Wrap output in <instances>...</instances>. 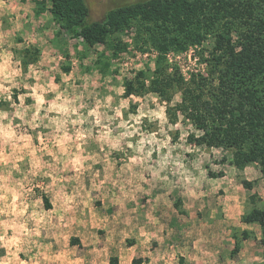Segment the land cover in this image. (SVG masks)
<instances>
[{"label": "rangeland", "instance_id": "374dc122", "mask_svg": "<svg viewBox=\"0 0 264 264\" xmlns=\"http://www.w3.org/2000/svg\"><path fill=\"white\" fill-rule=\"evenodd\" d=\"M35 1L43 2L0 0V45L13 54V65L16 60L20 61V75L15 81L18 87L11 89L10 101L7 99L9 93L0 89V113L8 114V120L0 123L7 125L11 120L16 135L31 136V146L37 149L35 158L29 154L31 148L18 153L24 158L17 164L19 170L12 171L9 181L12 187H17V182L24 185L22 190L17 187L22 192L17 204L44 199L58 205L71 202L70 205L87 209V222H94V228H88V232L92 231L101 240L113 231L118 241H125V248L119 254H106L101 250L90 252L87 248L86 264H121V256L124 257V264H132L134 259H142V264H245V261L248 264H264V225L242 222V217L253 208L264 209L261 198H264V167L260 162L240 171L230 164L233 160L231 150L191 144L188 141L190 135L198 132L181 113L176 121H171L166 114L167 104L157 93L125 96L127 81L133 80L138 72L151 75L156 67L158 52L152 45L146 44L144 28H137L136 25L109 39V43L117 44L121 50L116 57L106 45L89 47L82 39L71 38L65 29L54 23L48 11L35 17L31 14V19L22 23L21 11L15 9H20L23 3L27 13L37 8ZM143 1L148 0H85V3L88 18L93 23L103 21L113 9ZM46 4L47 9L51 8L50 1L47 0ZM237 26H242L241 22ZM232 38L237 39L234 31ZM9 42L13 47H8ZM214 45V38L209 36L187 51L168 52L167 59L185 77L191 73L206 74V59ZM29 46L40 49V54L39 58L30 56V65L25 69L21 64L22 56L13 51ZM30 67L39 75V80L30 75ZM69 75L72 79L65 83L63 77ZM49 81L58 86V93L66 94L69 100L74 101L71 107H75L77 113L63 116L47 112L57 95V92L49 91L44 94L45 103L36 121L40 126L30 127L36 103L31 98V89L37 84L44 87ZM0 83H3V88L11 87L2 80ZM25 83L29 86L27 89ZM120 87L125 89L122 96L114 91ZM22 95L27 97L21 109L27 110L24 111L23 121L14 118ZM108 97H112L111 103ZM123 100L128 101V107L120 108L121 116L116 117L115 109ZM180 103L181 94L176 93L171 105ZM160 108L164 109L166 123L148 115ZM93 110L97 113L95 117L88 115ZM141 111L146 115L137 124L130 117L139 116ZM78 117L84 122L73 124L71 121ZM53 119L66 121L61 131L57 132L56 126L50 125ZM122 123L127 127H120ZM129 131H134V135L126 136ZM105 132L109 133L106 140L101 139ZM65 133L70 138L65 144L67 157L55 147L56 138ZM78 134H83L84 139L77 140ZM152 136L157 143H145L143 150L137 151L139 142ZM165 143L166 146L161 147ZM113 144L116 147H112ZM77 145L81 146L79 152ZM45 146L53 155L39 151ZM260 149L264 151V145ZM149 150L150 157L147 155ZM12 151L11 143L5 144L0 137V152L8 155ZM76 155L81 158L80 171H76L71 163ZM165 157L167 161L162 167L161 161ZM35 161L39 162L37 167H33ZM12 166V161L6 166L0 164V175L12 170ZM210 173L215 177H211ZM221 173L223 176L218 177ZM242 179L253 182L254 189H244ZM250 197L254 199L251 201ZM244 198L246 204L243 203ZM234 202L237 204L234 218L227 221L232 216L227 204L230 203L233 209ZM0 207H3L2 203ZM33 210L39 212L40 209L37 205L33 206ZM239 213H244L241 218ZM2 218L11 220L15 217L0 213V221ZM117 222H125L126 225H118ZM141 231L151 235L154 242L144 249L145 252L132 257L133 253L128 248L136 243L137 237H146L141 235ZM125 234H128L127 238ZM33 237L36 236L33 234L30 241ZM159 238H162V243L158 242ZM64 243L65 240L59 242L60 252L65 250ZM29 246L33 248L30 256L39 251L32 243ZM185 247L188 252L182 255ZM165 251V259H159V254ZM75 252L67 258H77ZM21 258L28 259L23 253ZM53 263L63 264L60 260ZM41 264L47 263L43 260Z\"/></svg>", "mask_w": 264, "mask_h": 264}, {"label": "trees", "instance_id": "16d2710c", "mask_svg": "<svg viewBox=\"0 0 264 264\" xmlns=\"http://www.w3.org/2000/svg\"><path fill=\"white\" fill-rule=\"evenodd\" d=\"M48 1L52 3L48 9L47 0L35 1L38 15L48 11L71 38L82 39L89 47L106 45L116 57L121 50L109 39L136 25L144 28L146 44L158 52L156 67L151 75L138 72L127 81L125 96L157 93L167 104L171 121L181 113L198 132L190 135L191 144L231 150L230 164L240 171L256 162L264 167L260 149L264 145V0H148L113 9L103 21L93 23L85 0ZM240 22L242 26H237ZM209 36L215 45L206 59V74L185 77L169 64L168 52L187 51ZM13 52L22 56L27 69L28 58H39L40 49L29 46ZM176 93L181 94V103L172 106ZM241 184L254 189L249 180L242 179ZM44 202L49 208V200ZM242 222L264 225V209L253 208ZM142 263V259L132 261Z\"/></svg>", "mask_w": 264, "mask_h": 264}, {"label": "clouds", "instance_id": "9594fccd", "mask_svg": "<svg viewBox=\"0 0 264 264\" xmlns=\"http://www.w3.org/2000/svg\"><path fill=\"white\" fill-rule=\"evenodd\" d=\"M8 47L11 48L13 45L9 42ZM19 47V46H17ZM0 80H2L4 83H8L11 87L9 88H3V83H0V89H2L4 92L9 93L7 96V99L11 100V89L17 88L18 84L15 82L16 78L20 75V61L16 60L15 65H13V54L5 49H3L2 45H0ZM29 73L32 75L36 80H39L40 77L35 73V70L31 67L29 68ZM71 75L63 77V80L65 83H67L69 80H71ZM24 87L27 89L29 86L27 83L24 84ZM56 85L52 84L51 81L48 82V84L44 87H41L40 84H37L35 87L31 89V98L35 100V113L32 118V122L30 123V127L36 128L40 125L36 123V121L39 119V113L42 109V106L45 103L44 94L46 92H57ZM116 94L118 96H122L124 94L125 89L123 87H120L118 89H114ZM39 93V94H38ZM26 96H20L19 100L21 102L20 108L17 109L15 113L14 118H19L21 121L24 120V111H21L23 108V102L26 99ZM112 97H108L109 103H111ZM59 102V103H57ZM138 103V99L136 100ZM74 103V101H71L68 99L66 94H61L57 92V95L55 97V100L49 105L47 112H57L59 114H62L63 116H68L69 113L72 115H76L77 109L75 107H71V105ZM153 103H155V99H153ZM107 106V105H106ZM13 107H16L13 105ZM99 107V104L97 105ZM128 107V101L123 100L120 103V107L115 109L116 117L121 116L120 108H127ZM89 116L95 117L97 115L96 111L93 110L89 112ZM146 115L145 112L141 111L139 116L130 117V119L135 120L138 124L140 122L141 117ZM151 117H155L156 119L160 120L162 123H166V119L164 117V109L160 108L159 111L152 112L150 114ZM47 119V116L45 117ZM109 119H112L109 117ZM8 120V114L7 113H0V121ZM73 124L83 123V119L78 117L76 120L71 121ZM66 121L65 120H59V119H53L50 121V125L56 126V131L59 132L64 127ZM96 123H99V120H96ZM19 127V125L17 126ZM120 127L126 128V124H121ZM179 127V125H177ZM109 133L105 132L104 136L101 139H105L108 137ZM126 136H132L134 135V131H129L125 133ZM185 135H187L185 133ZM0 137L3 138L5 144L11 143L12 146V153L8 155H4L3 152H0V164H4L5 166L8 164L9 161L13 162L12 170L6 171L5 175H0V203H2L3 207H0V213H2L5 216H13L15 219L6 220V221H0V228L3 229V234H0V251H2L4 254L0 256V264H41V261L39 257H43L44 261H55V260H62L61 256L56 257H50L44 254V252L37 251L36 255L30 256L29 253L32 252V247L29 246L30 238L33 236V234L37 237L40 236V228L43 227V220L44 215H50V214H37L35 211L31 213V215L28 217L29 220L35 221V228L29 229L27 226V221L20 222V218L25 215V213L28 211V205L24 204L23 201H21V204L18 205L17 201L21 200L22 192L17 190V187L19 189H23L24 185L23 183L17 182V187L9 186V181L12 176V171H18L17 164L20 160H22L24 157L18 155V153L23 152L25 149L31 148L30 155L35 158L36 156V148H32V137L27 135L17 136L15 130L12 127V121L9 120L7 125H4L0 123ZM77 140H83L84 136L83 134L77 135ZM38 139H40L38 137ZM70 138L65 133L63 136L56 138L55 147L59 149V152L62 156L67 157L68 148L65 146L66 142L69 141ZM40 143L43 144V140L40 139ZM145 143H157L155 140V136L150 137L147 141L141 140L139 142V147L137 148V151H142L144 148ZM22 144V146H21ZM165 144H161V147H165ZM80 145H77V152L80 150ZM112 147H116V144H113ZM129 148L132 147L131 144L128 145ZM39 151L47 152L49 155H53L50 149L47 148V146L40 148ZM148 157L151 156V151L149 150L147 153ZM87 159V158H85ZM167 157L164 158L163 161H161V166L163 167L164 163H166ZM59 162V161H58ZM38 161H35L33 164V167L38 166ZM71 163L76 168V171H80V168L82 167L81 164V158L79 155H76L72 160ZM201 176H203V173H201ZM30 191V190H29ZM9 200L11 201L9 203ZM11 229L12 235L8 236V230ZM128 234H125V238H127ZM141 235H146L143 231H141ZM159 243H162V238L158 239ZM121 243H123V240H121ZM32 244H34L37 248L40 246L38 244H35L34 241H32ZM143 246L149 245V239H145L142 242ZM48 247H51L50 245ZM134 251V249H133ZM188 249L185 247L182 251V255L187 254ZM23 253L26 257H28L27 261L20 259V254ZM146 254V253H145ZM167 255V252L165 251L163 254H159V259L164 260L165 256ZM257 259H260L259 257ZM121 264H124V257H120ZM166 264H171V262H166ZM245 264H248L247 261H245Z\"/></svg>", "mask_w": 264, "mask_h": 264}, {"label": "crops", "instance_id": "0c3cea01", "mask_svg": "<svg viewBox=\"0 0 264 264\" xmlns=\"http://www.w3.org/2000/svg\"><path fill=\"white\" fill-rule=\"evenodd\" d=\"M26 9L27 7L23 3L20 9H15L16 11H21L20 18L22 20V23L28 22L29 19H31L30 18L31 14L34 17L38 15V12L36 10L37 8L36 9L32 8V11H28L27 13L24 12L26 11ZM43 13H47V11ZM261 198L264 200L262 196ZM243 203L246 204V199L245 201H243ZM26 204L29 206L28 211L25 213L23 217L20 218V222L27 221V226L29 229L35 228V222H31V220L28 219V217L34 211L33 206L38 205V208L40 210L39 212H36L37 214H50V215H44L43 227L39 229L40 238L37 236L33 237V240H31L30 243L34 241L36 244H38L40 247L37 249H39L40 252H44V254L47 256H50V257L61 256L62 260L60 261L63 264H86V258H87L86 249L87 248L89 249L90 252L101 250L102 252H105L106 254H111V255L119 254V252L123 248H125V245L123 246L125 241L123 240V243H121V241H118L119 239H116L115 236L117 235H114L113 231H111L110 234H107L105 236V239H101V240L99 236L95 235L92 231L88 232V228L90 229L94 228V222L92 221L87 222L88 215H87V209L85 208L70 205L72 204L71 202L70 203L66 202V203H62L63 205H60V204L58 205V203L55 204L54 202L49 201V204H50L49 208L46 207V204L44 201H40V202L39 201H29ZM233 204H234L233 209H231L232 206H230V203L227 204L229 205V208L227 209L229 212V215H232L228 217L227 221H229L231 218H234L233 213L235 214V209L237 208V204L236 202H234ZM94 214L95 213L93 212L92 216ZM242 214L244 213H241V214L239 213L238 216L241 218ZM1 220L6 221L3 218ZM117 224L126 225L125 222L121 224L117 222ZM10 232L12 231L11 230L8 231V236H11ZM2 234H3V229H2ZM90 234L91 236H88ZM41 237H45V238H41ZM65 237L67 238V240L65 239ZM91 238H94L95 240L92 241ZM145 239H149V244L152 241L154 242V239L151 237V235H146L145 238L137 237L136 243H134L133 246L128 248L133 253L132 257L142 254V252H145L144 249L148 248L147 246H143L142 244V242ZM61 240H65L64 252H60V249H58L59 242ZM49 245L51 247H48ZM56 251H59V252L57 253ZM74 252L78 254L77 258L72 259V260L71 258H67L68 255L72 256ZM2 254L4 253L0 251V256H2ZM21 254H20V259L22 260ZM72 258H74V256ZM39 259L42 263L43 257H39ZM53 262L54 261H45V263L47 264H54Z\"/></svg>", "mask_w": 264, "mask_h": 264}]
</instances>
